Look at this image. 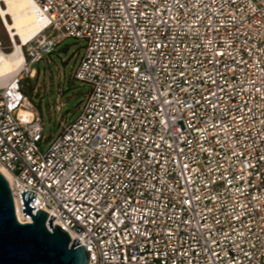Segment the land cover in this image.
<instances>
[{
  "label": "built area",
  "instance_id": "1",
  "mask_svg": "<svg viewBox=\"0 0 264 264\" xmlns=\"http://www.w3.org/2000/svg\"><path fill=\"white\" fill-rule=\"evenodd\" d=\"M31 1L41 30L0 81L17 218L36 193L89 264H264V0ZM68 38L89 90L46 136L23 83Z\"/></svg>",
  "mask_w": 264,
  "mask_h": 264
},
{
  "label": "water",
  "instance_id": "2",
  "mask_svg": "<svg viewBox=\"0 0 264 264\" xmlns=\"http://www.w3.org/2000/svg\"><path fill=\"white\" fill-rule=\"evenodd\" d=\"M20 196L24 216L32 223L17 218L9 181L0 172V264H89V251L53 225L56 217L49 220L41 209L34 215L36 193L24 190Z\"/></svg>",
  "mask_w": 264,
  "mask_h": 264
},
{
  "label": "rangeland",
  "instance_id": "3",
  "mask_svg": "<svg viewBox=\"0 0 264 264\" xmlns=\"http://www.w3.org/2000/svg\"><path fill=\"white\" fill-rule=\"evenodd\" d=\"M9 21H11L9 19ZM0 44L5 53L11 52L12 44L9 34L4 29L0 18ZM85 42L74 38L64 40L51 54H45L44 60L33 64L31 72L35 80L26 78L23 83V90L31 103L37 108L45 122L46 136L56 137L61 128V121L74 120L78 114V107L84 101V95L88 92V87L75 81L74 72L82 58ZM37 74V76H36ZM61 91V102L65 107L57 113L55 102L57 94Z\"/></svg>",
  "mask_w": 264,
  "mask_h": 264
},
{
  "label": "bare ground",
  "instance_id": "4",
  "mask_svg": "<svg viewBox=\"0 0 264 264\" xmlns=\"http://www.w3.org/2000/svg\"><path fill=\"white\" fill-rule=\"evenodd\" d=\"M0 18L4 29L9 34L13 49L5 53L0 44V81L8 82L20 73L26 58L24 45L40 32L41 24L36 20L34 4L31 0H0ZM26 105L31 106L28 98ZM0 172L8 178L7 173L1 167ZM18 218L22 222L31 220L20 212H18Z\"/></svg>",
  "mask_w": 264,
  "mask_h": 264
}]
</instances>
